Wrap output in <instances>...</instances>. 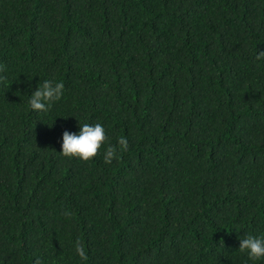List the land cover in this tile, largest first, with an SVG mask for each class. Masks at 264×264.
<instances>
[{"label":"trees","instance_id":"trees-1","mask_svg":"<svg viewBox=\"0 0 264 264\" xmlns=\"http://www.w3.org/2000/svg\"><path fill=\"white\" fill-rule=\"evenodd\" d=\"M44 80L64 90L37 115ZM83 123L102 147L62 155ZM246 235L264 236V0H0V264H264Z\"/></svg>","mask_w":264,"mask_h":264},{"label":"clouds","instance_id":"clouds-1","mask_svg":"<svg viewBox=\"0 0 264 264\" xmlns=\"http://www.w3.org/2000/svg\"><path fill=\"white\" fill-rule=\"evenodd\" d=\"M64 85L60 82L53 83L50 80H44L31 93L28 104L37 115L46 113L53 102L58 101L63 95ZM106 140L105 129L100 123L79 124L78 131L72 132L67 129L61 133L60 153L67 157H75L87 161L94 157ZM118 144L121 149L126 150L127 139L120 137ZM115 152L111 146L104 151L105 163H111L115 157ZM67 214V213H66ZM239 250L246 252L249 259L255 261L264 258V236L246 235L238 238ZM77 254L83 259L84 251L77 246Z\"/></svg>","mask_w":264,"mask_h":264}]
</instances>
